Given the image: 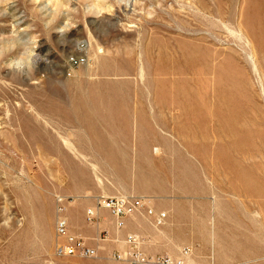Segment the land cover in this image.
<instances>
[{"label":"rangeland","instance_id":"obj_1","mask_svg":"<svg viewBox=\"0 0 264 264\" xmlns=\"http://www.w3.org/2000/svg\"><path fill=\"white\" fill-rule=\"evenodd\" d=\"M125 111L185 193L166 252L264 264V0H0V264H72L65 193L110 172L87 158Z\"/></svg>","mask_w":264,"mask_h":264},{"label":"crops","instance_id":"obj_2","mask_svg":"<svg viewBox=\"0 0 264 264\" xmlns=\"http://www.w3.org/2000/svg\"><path fill=\"white\" fill-rule=\"evenodd\" d=\"M118 114L116 116L114 113L113 117L115 132L106 142L104 134L100 132V127L98 128L97 157L87 158L89 161L111 163L110 172L106 174L103 170H98L101 182L95 176L98 182L96 187L86 184L65 193L81 197L65 204L66 213L70 211V217L66 214L69 221L68 236L83 238L85 244L96 251V256L91 258L70 256L71 263L130 264V257L135 250L128 242V238L134 237L137 250L144 257L156 259L166 256L183 264H195L193 258L184 253L180 245H177V248L170 247L166 252L165 243L168 242V237L178 243L185 241L184 235L177 229V226L182 224L185 213L183 204L186 199L185 193L176 187H166L162 175L164 170L162 163L173 155L169 156L167 149L160 142L148 146L145 149V157L140 155V150L137 149V129L134 127L135 116L131 111ZM102 145L104 149L101 148ZM140 161H145L148 165L149 172L143 176L134 171L136 165L133 163ZM119 195L143 198L146 202L145 208L126 218V225L122 229L117 227L116 219L110 210L98 206L100 198ZM148 207L154 210L155 216L147 214ZM88 210L94 212L97 222L84 220V213L85 211L88 213ZM162 214L165 215V219L163 218V224L159 226L156 219ZM167 224L170 226L166 234L164 226ZM165 234L166 236H163ZM64 240L66 242L65 238ZM116 254L122 255L123 260L117 259Z\"/></svg>","mask_w":264,"mask_h":264},{"label":"built area","instance_id":"obj_3","mask_svg":"<svg viewBox=\"0 0 264 264\" xmlns=\"http://www.w3.org/2000/svg\"><path fill=\"white\" fill-rule=\"evenodd\" d=\"M73 62L78 63L80 62V59L73 60ZM98 206L110 210L116 219L117 227L122 229L126 225V218L145 208L146 202H144L143 198L135 196L102 197L98 200ZM147 214L149 216H155L154 210L150 208H147ZM88 216L90 219H93L94 212L88 210ZM160 217L165 219L164 214ZM68 231L69 221L64 214H61L56 222V232L61 239L65 238L66 242L58 245V255H80L89 258L96 256V251L89 248L85 244L83 238L78 236H68ZM128 242L131 244L133 250L136 251H134L130 257V264H183L177 261H172L168 257H157L156 259L144 257L138 252L137 243L134 237H129ZM116 258L123 260V257L120 254H116Z\"/></svg>","mask_w":264,"mask_h":264},{"label":"bare ground","instance_id":"obj_4","mask_svg":"<svg viewBox=\"0 0 264 264\" xmlns=\"http://www.w3.org/2000/svg\"><path fill=\"white\" fill-rule=\"evenodd\" d=\"M90 46V45H89ZM97 56V53L95 52L94 53V57H96ZM65 143H66V146L68 147V148H70L71 150H74L71 146V143L70 142H68L67 140H65ZM71 145V146H70ZM106 198V197H105ZM161 216V215H160ZM156 223H157V225H162L163 224V218H161V217H159V218H157L156 219ZM168 258H170V257H168ZM170 260H172V261H175V260H173L172 258H170ZM192 262V261H191ZM190 262V263H191Z\"/></svg>","mask_w":264,"mask_h":264}]
</instances>
